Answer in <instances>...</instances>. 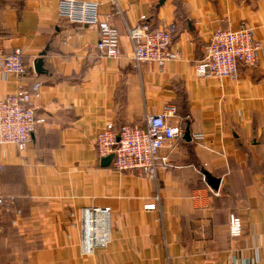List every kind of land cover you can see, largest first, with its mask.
Returning <instances> with one entry per match:
<instances>
[{
	"label": "crops",
	"instance_id": "1",
	"mask_svg": "<svg viewBox=\"0 0 264 264\" xmlns=\"http://www.w3.org/2000/svg\"><path fill=\"white\" fill-rule=\"evenodd\" d=\"M58 1L0 0V58L20 49L26 65L0 73V99L39 83L27 148L0 145V264H264V0H85L120 34L117 57L101 56L97 27L61 17ZM141 17L175 25L178 60L134 63L126 27ZM240 22L262 42L256 64L236 79L198 76L211 32ZM167 105L190 139L161 149L157 180L102 164L94 142L106 123L142 126ZM93 206L109 208V239L83 254L76 216Z\"/></svg>",
	"mask_w": 264,
	"mask_h": 264
},
{
	"label": "built area",
	"instance_id": "2",
	"mask_svg": "<svg viewBox=\"0 0 264 264\" xmlns=\"http://www.w3.org/2000/svg\"><path fill=\"white\" fill-rule=\"evenodd\" d=\"M58 14L70 22L97 27L96 48L99 54L104 57L119 55L120 34L106 18L101 17L99 3L59 0ZM140 20V25L126 27L131 57L136 65L150 62L163 66L181 57L180 52L171 46L172 36L176 31L174 24L151 29L144 22V17ZM261 50V40L246 23L240 22L236 28L217 27L203 47V57L195 66L196 74L200 77L236 79L239 67L255 65ZM25 72L26 65L20 49L0 58L2 78L8 75L21 77ZM38 89L39 83H33L30 88L20 86L14 93L0 99V145H14L19 152L27 148L36 125L32 96ZM175 114V107L167 105L160 113L148 115L142 126L122 125L116 129L113 123H106L94 142L99 157L112 154L115 170H138L157 180L160 169L166 163V159L160 157L161 149L171 146L174 139L183 135L181 125L167 121L168 117ZM40 121L43 122L44 119ZM1 168L0 165V170ZM156 207L155 201L144 206L148 211L155 210ZM108 216V207L93 206L79 210L76 218L83 254H90L94 248L106 245L109 239ZM21 219V211L18 210L13 223L18 225ZM228 233L231 237L242 234L241 219L233 213L228 217Z\"/></svg>",
	"mask_w": 264,
	"mask_h": 264
},
{
	"label": "water",
	"instance_id": "3",
	"mask_svg": "<svg viewBox=\"0 0 264 264\" xmlns=\"http://www.w3.org/2000/svg\"><path fill=\"white\" fill-rule=\"evenodd\" d=\"M41 54H44V53H41ZM42 58L39 57L37 58L34 63H33V66H34V70L37 72V73H40L42 72L43 68H42ZM184 138L185 139H190V130H189V126H187L185 128V131H184V134H183ZM112 157L113 155H108L106 157H103L102 159V164H108L111 160H112ZM202 173L206 179V182L207 184L210 186V188H212L213 190H217L218 189V185H219V182L220 180L218 178H215L214 176L210 175L208 172L206 171H203L202 170Z\"/></svg>",
	"mask_w": 264,
	"mask_h": 264
},
{
	"label": "trees",
	"instance_id": "4",
	"mask_svg": "<svg viewBox=\"0 0 264 264\" xmlns=\"http://www.w3.org/2000/svg\"><path fill=\"white\" fill-rule=\"evenodd\" d=\"M120 127H121V126H120ZM120 127H119V128H120ZM182 127H183V126H182ZM119 128H116V129H119Z\"/></svg>",
	"mask_w": 264,
	"mask_h": 264
}]
</instances>
